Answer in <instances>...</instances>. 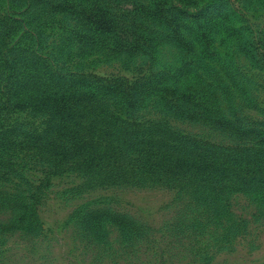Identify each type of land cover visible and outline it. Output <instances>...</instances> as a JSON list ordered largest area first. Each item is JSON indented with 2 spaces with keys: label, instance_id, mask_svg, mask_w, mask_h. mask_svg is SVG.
Listing matches in <instances>:
<instances>
[{
  "label": "rangeland",
  "instance_id": "obj_1",
  "mask_svg": "<svg viewBox=\"0 0 264 264\" xmlns=\"http://www.w3.org/2000/svg\"><path fill=\"white\" fill-rule=\"evenodd\" d=\"M111 6L126 53L76 43V35L87 34L72 17L48 11L27 19L0 5V264H264L260 166L232 163L264 150V0H114ZM158 38L165 41L149 42ZM75 77L124 86L150 81L140 89L151 110H124L116 99L125 114L106 119L101 90L66 120L53 113L50 100L8 105L14 89L31 96L65 90ZM163 86L182 96L170 98L183 108L172 125L194 137L201 151L225 158L214 166L241 177L233 190L219 188L221 203L204 197L206 187L178 186L180 179L124 186L107 174L113 161L103 154L115 159L116 143L100 131L120 119L131 125L132 117L159 122ZM237 128L258 132L240 137ZM4 192L8 206L1 203ZM23 201L33 206L39 227L6 222Z\"/></svg>",
  "mask_w": 264,
  "mask_h": 264
},
{
  "label": "trees",
  "instance_id": "obj_2",
  "mask_svg": "<svg viewBox=\"0 0 264 264\" xmlns=\"http://www.w3.org/2000/svg\"><path fill=\"white\" fill-rule=\"evenodd\" d=\"M113 1L114 0H0V5H4L6 8L2 9V12L11 14L12 16L27 15V19L33 16L36 18L39 16L44 17L48 11H52L53 14L59 16L72 17L75 23L80 25V32H85L87 34L86 36L76 35V37H74V39H77L76 43L85 44L86 46L91 45L94 48H107L108 46L110 47L108 48L110 52H119L123 49L126 53L129 47L120 41L119 44L118 35L115 34L117 30L122 29H119L117 24L116 13L114 10L111 11L109 9L112 7ZM156 5L155 3V6ZM157 11L158 10L154 13ZM103 37L106 38L103 39ZM149 39L150 38H148V40ZM154 41L156 43V41L164 42L165 40L158 38L156 40L151 39L149 42L153 43ZM1 45H5L4 39L1 40ZM136 47L142 50L140 46ZM167 78L163 75L159 77L162 81H166ZM92 79L93 80H87L75 77L73 79L75 84L70 87L71 89H61L53 92L39 91L38 94L34 96L27 95V93L25 94L21 89H14L10 95H6L9 100L8 105L14 108H21L32 103L35 104L50 100L53 101V113L59 117H66V120L74 117L77 111L74 110L75 107L79 109L82 107L83 103L89 102V100L97 94V91L101 90L104 91L102 97L107 105V107L104 108V113H106L104 117L106 119H114V117H107L108 115H124L125 108H134V113H138L142 109L151 110L148 103L150 98L147 99L140 89V87L146 86L150 81L140 84H126V86H124L119 83L114 85L101 83L103 81L98 78L94 79V77ZM83 88L89 90L82 91L81 89ZM90 90H92L91 93H89ZM153 91L155 90H152V92ZM158 91L159 93L157 96L162 102L161 107L172 117H166L165 112H162L159 113L163 116L160 117L159 122L154 123L150 121L149 123L143 124L137 122L138 117H132L131 125L119 118L121 126L116 125L112 126L110 129H102L100 131L107 138L113 137L116 143V147L113 149L116 154L115 159H111L106 153L103 154L104 158L106 157L108 160L113 161V163L107 162L105 166L106 169H108L107 171H109L107 174L111 173V171L114 172V174H110L109 177L121 178L120 181L125 182L124 186L140 183L139 179L144 182L149 178H151L150 180L156 178L159 184H164L162 179H180L183 183H177L179 184L178 186L181 184L190 187L195 184L196 187H198V185L206 187L207 193H205V198L211 195L214 196V201H216V203L222 201L224 196L223 190L219 188L228 191L233 190V188H235V182L241 180V177L237 175L236 171L214 166L218 161H224L225 158L220 154L216 155L212 151H201L197 147L199 143L194 137L183 134L178 128L172 125L171 120H179L182 117H180V114L183 110L181 105L170 101V98L177 97L180 102L182 97L176 95L175 88L163 86ZM3 99L7 102L6 97H3ZM116 99H119V103L123 106L124 110L114 103ZM99 116L101 117V115ZM61 129H63V127H59L58 130L60 131ZM257 132V130L243 131L240 128L234 130V133L240 135V137H247L246 135L248 133L254 136L257 135L255 134ZM98 139L100 140V138ZM259 139L260 138L257 140ZM257 140L256 144L259 143ZM71 146L74 148L77 145L72 143ZM79 148L82 149L83 146ZM102 149L103 151L106 149L105 151L108 152L109 148L103 146ZM253 150L256 154L253 159L248 158L247 161H242L241 158L235 157L232 159V163L259 165V177L256 179L255 175H252L254 176L252 179L262 182L261 189H264V150L261 148ZM74 152H76V149H74ZM65 154H70L69 150H66ZM87 155L88 159L90 153L87 152ZM70 157L72 158L73 155H70ZM87 159L84 157L82 164H85ZM81 166L80 164L79 168ZM92 166V164H89L90 168ZM142 169H145V171H140ZM139 173L144 177H133L134 174ZM212 179H215L217 182L213 191H209L207 185L213 181ZM231 182L234 184L233 186ZM149 183H152V181ZM6 197L7 194L4 192L2 195L4 200L1 203L5 201L3 204L8 206L11 203H8L9 199L6 200ZM27 199H31V197H27ZM23 200L25 199L23 198ZM23 202L24 203L18 205L20 212L16 213V211H14L15 209L12 208V215L6 222L11 228L16 227L21 230H30L31 228L34 229L37 228V226L39 227V222L36 218L33 206L28 205L25 201ZM218 208L217 212L219 213L221 207ZM88 224L90 227L96 225L93 219ZM141 235L140 233L137 235V240ZM129 238L130 235H127L128 240ZM123 239L127 241L126 237Z\"/></svg>",
  "mask_w": 264,
  "mask_h": 264
}]
</instances>
